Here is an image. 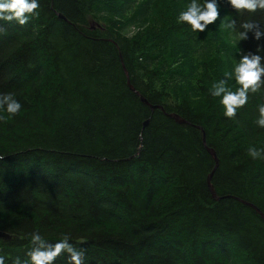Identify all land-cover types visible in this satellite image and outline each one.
Returning <instances> with one entry per match:
<instances>
[{
	"label": "trees",
	"instance_id": "obj_1",
	"mask_svg": "<svg viewBox=\"0 0 264 264\" xmlns=\"http://www.w3.org/2000/svg\"><path fill=\"white\" fill-rule=\"evenodd\" d=\"M39 3L23 26L0 21V93L23 105L0 113L6 264L26 259L33 231L69 235L84 264H264V219L251 206L264 213V158L247 155L264 151V86L232 118L210 94L264 47L252 33L235 44L229 23L264 25V11L237 16L219 0L220 19L194 33L176 22L188 0Z\"/></svg>",
	"mask_w": 264,
	"mask_h": 264
},
{
	"label": "clouds",
	"instance_id": "obj_2",
	"mask_svg": "<svg viewBox=\"0 0 264 264\" xmlns=\"http://www.w3.org/2000/svg\"><path fill=\"white\" fill-rule=\"evenodd\" d=\"M227 4L233 8L237 16L245 13L251 15L258 11H264V0H227ZM39 0H0V21L18 25L28 23L30 17L36 15L39 8ZM219 0H188L184 9L176 17L177 24L189 26L192 32H204L209 25L220 19ZM233 30V41L240 42L253 34V39L260 41L264 38V25L254 20H246L236 28V19L229 23ZM234 80L237 87L231 90L228 81ZM264 86V47L257 45L255 52L246 51L239 56L231 72L226 73L225 78L215 82L210 89L212 97L219 98L223 107V115L232 118L237 110L249 101V94L256 93ZM22 103L15 98L14 93H0V113H5L9 118L14 117L22 110ZM258 118L255 123L264 128V103L257 105ZM247 155L253 159L264 158V151L249 148ZM69 235L60 236L55 242L48 240L38 231L29 234L31 247L26 252V259L19 256L11 260V264H55L57 258L64 253L66 264H84L82 250L77 249L70 242ZM0 264H6L5 256L0 255Z\"/></svg>",
	"mask_w": 264,
	"mask_h": 264
},
{
	"label": "water",
	"instance_id": "obj_3",
	"mask_svg": "<svg viewBox=\"0 0 264 264\" xmlns=\"http://www.w3.org/2000/svg\"><path fill=\"white\" fill-rule=\"evenodd\" d=\"M59 16H60V17H63L61 14H59ZM126 73H127V72H126ZM129 86H130V88H131V89H132L137 95H140V93L137 92V91L132 87L131 84H129ZM140 98H141V100H142V102H143L144 104L149 105V103L147 102V100H146L143 96L140 95ZM149 106H150V108H151L152 111H154L155 109L161 108V106H157V105H149ZM169 117L175 119V121L178 122V123H180V124L187 123V121H186L185 119L181 118V117L178 116L177 114H174V113L169 114ZM148 121H149V120H147V121L145 122L144 125H147V124H148ZM204 141H205V140H204ZM206 148H207V150L209 151V153L212 155V157L214 158L215 163H216V164H215V168L213 169V171H212V172L209 174V176H208L207 184H208L209 190H210V192H211L213 198L216 199V200H220L221 197L217 196V194H216L215 191H214V188H213L212 182H211V180H212V176H213V173H214V171L216 170V168L218 167L219 160H218V157H217V155H216V152H215L213 149L209 148L208 146H206ZM250 205H251V204H250ZM251 206H252V207H253V208H254V209H255V210L261 215V217L264 219V213H263L262 211H260L257 207H255V206H253V205H251ZM0 238H3V239H5V240H8V239L11 238V235L8 234V233H6V232L0 231Z\"/></svg>",
	"mask_w": 264,
	"mask_h": 264
},
{
	"label": "rangeland",
	"instance_id": "obj_4",
	"mask_svg": "<svg viewBox=\"0 0 264 264\" xmlns=\"http://www.w3.org/2000/svg\"><path fill=\"white\" fill-rule=\"evenodd\" d=\"M90 24H91L92 27H96L97 26V24L93 20H90Z\"/></svg>",
	"mask_w": 264,
	"mask_h": 264
}]
</instances>
